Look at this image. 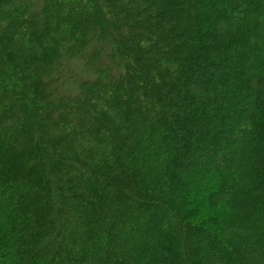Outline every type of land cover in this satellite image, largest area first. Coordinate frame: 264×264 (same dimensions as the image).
I'll return each mask as SVG.
<instances>
[{"label": "trees", "instance_id": "obj_1", "mask_svg": "<svg viewBox=\"0 0 264 264\" xmlns=\"http://www.w3.org/2000/svg\"><path fill=\"white\" fill-rule=\"evenodd\" d=\"M263 3L0 0V264H264Z\"/></svg>", "mask_w": 264, "mask_h": 264}, {"label": "rangeland", "instance_id": "obj_2", "mask_svg": "<svg viewBox=\"0 0 264 264\" xmlns=\"http://www.w3.org/2000/svg\"><path fill=\"white\" fill-rule=\"evenodd\" d=\"M263 5H264V3H263ZM262 7H263V6H262ZM252 19H254V17H252ZM252 19H251V21H252ZM249 20H250V19H249ZM212 23H213V26H215L218 22H217V20H215L214 22L212 21ZM213 28H214V27H211L210 30H213ZM250 44H251V46H253V45H252V41L250 42ZM253 44H254V42H253ZM225 52H227V55L230 54V53H229V52H230V49L228 50V48H227V50H225ZM140 145H145V142L142 141V142L140 143ZM6 198H7V197H6ZM66 225L68 226V224H66Z\"/></svg>", "mask_w": 264, "mask_h": 264}]
</instances>
